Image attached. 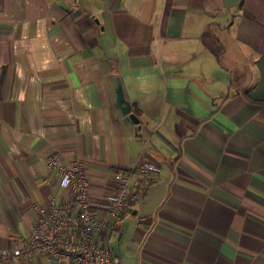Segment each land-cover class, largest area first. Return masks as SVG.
Instances as JSON below:
<instances>
[{
	"label": "crops",
	"instance_id": "crops-1",
	"mask_svg": "<svg viewBox=\"0 0 264 264\" xmlns=\"http://www.w3.org/2000/svg\"><path fill=\"white\" fill-rule=\"evenodd\" d=\"M143 140V204L102 233L121 264H264V0H0L1 248L63 196L47 156L103 198Z\"/></svg>",
	"mask_w": 264,
	"mask_h": 264
},
{
	"label": "built area",
	"instance_id": "built-area-1",
	"mask_svg": "<svg viewBox=\"0 0 264 264\" xmlns=\"http://www.w3.org/2000/svg\"><path fill=\"white\" fill-rule=\"evenodd\" d=\"M144 144L145 140L134 168H110L113 187L103 198L90 195V179L80 159L63 164L56 156H47L46 168L58 174L63 196L50 194L44 202H31L29 232L14 248L0 247V264L39 256L45 264H121L102 233L116 224L125 209L143 204V193L157 172Z\"/></svg>",
	"mask_w": 264,
	"mask_h": 264
},
{
	"label": "water",
	"instance_id": "water-1",
	"mask_svg": "<svg viewBox=\"0 0 264 264\" xmlns=\"http://www.w3.org/2000/svg\"><path fill=\"white\" fill-rule=\"evenodd\" d=\"M114 81H115V87H114V104H115V106L125 116V120H129L133 124L137 125L138 119L130 111V104L123 97L119 78L117 76H114ZM137 128H139L138 125H137Z\"/></svg>",
	"mask_w": 264,
	"mask_h": 264
}]
</instances>
